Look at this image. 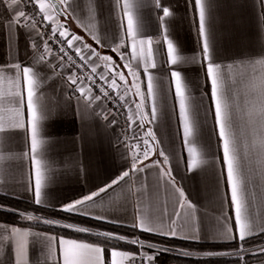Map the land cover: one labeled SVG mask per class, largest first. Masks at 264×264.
<instances>
[{
	"label": "crops",
	"instance_id": "0c3cea01",
	"mask_svg": "<svg viewBox=\"0 0 264 264\" xmlns=\"http://www.w3.org/2000/svg\"><path fill=\"white\" fill-rule=\"evenodd\" d=\"M68 2L73 4L75 11L69 8L67 16H61L47 0H43L45 10L52 17L50 23L59 31L66 29L67 39L75 34L82 37L84 44L95 48L99 57L92 56L91 62L100 67L110 82L115 75L116 84L111 85L133 106L131 114L138 128L142 123L138 108L143 116L149 114L147 122L151 119L145 61H148V72L158 86L163 77L164 92L157 98L158 116L147 126L154 133L155 140L145 135L147 128L140 127L131 140L130 150L122 147L117 126L104 103L95 100L96 96L87 85L67 67H59L61 61L43 50L42 37L26 21L20 27L11 22L12 9L17 5L11 0H3L0 2V127L7 131L0 133V193L34 201L35 168L31 162L30 141L26 132L18 127L21 123L27 126L26 82L22 72L18 76L16 70H8L9 65L19 64L21 70L33 67L34 100L49 109L47 119L43 121L41 171L45 187L42 205L60 208L84 194L98 191L127 170L129 177L100 193L95 204L90 202L92 215H106L109 220L123 221L118 224L124 225H130L134 218H144L156 232H168L170 227L174 228L176 238L232 241L238 228L230 197L225 198L228 192L226 170L214 121L210 84L201 65L202 43L198 36L199 17L193 6L194 0H160V8L156 7L155 0ZM204 3L214 59L221 65V88L234 120L231 131L238 146L239 179L245 188L243 220L251 225L250 236H253L264 232V163L261 162L264 157L258 146V138L264 132L260 125L261 108L264 107V0H204ZM165 6L172 13L163 21L167 33L160 20ZM19 7L22 8L20 4ZM129 16L138 28L134 54L133 40L127 35ZM165 34L182 55L193 60L180 66L187 85L192 126L188 143H184L175 87L169 84L170 66L164 63L167 53ZM148 37L152 38L150 59ZM34 41L39 50L32 46ZM78 43L74 42V45ZM83 52L88 55L87 50ZM124 52L128 54L127 60L121 59L120 54ZM41 55H44L43 61ZM105 56L112 57V60H104ZM152 61L156 68L150 66ZM129 63L131 67H125ZM121 72L124 81L119 79ZM70 75L77 79L76 85H70ZM78 86L83 87V96L76 91ZM137 87L145 94L143 104ZM145 139L151 144L147 159L142 156ZM161 151L168 156L167 163L159 155ZM25 152L29 155L25 156ZM138 155L143 162H137V168H144L143 172L131 168L133 158ZM154 161H160V164H154ZM177 211L180 217L175 216ZM172 219L176 220L175 225L171 224ZM0 225L3 226L0 227V237L8 234L5 228L13 227L30 233L59 236L31 226L3 221ZM33 238L28 237L29 264H37V259L39 264H57L61 259L59 247L53 244L50 254L47 249L41 252L39 246L32 247ZM112 250L108 253L105 250V264H110ZM115 250L135 254L129 250ZM0 259L4 264H15L14 251L2 240ZM116 259L118 264H132L127 256ZM251 264H264V259Z\"/></svg>",
	"mask_w": 264,
	"mask_h": 264
},
{
	"label": "snow or ice",
	"instance_id": "6c2138e0",
	"mask_svg": "<svg viewBox=\"0 0 264 264\" xmlns=\"http://www.w3.org/2000/svg\"><path fill=\"white\" fill-rule=\"evenodd\" d=\"M0 2H3V0H0ZM12 4H16L17 7L12 9L13 12V18L11 19L12 23H15L17 27H20L22 22H27L28 25L38 33V35L43 36L45 33H40L37 29V24L42 23L44 20L52 19L45 10V4L43 3V0H11ZM23 3L24 7H28L29 5L32 7L33 11L31 14L24 11L22 8L19 7V4ZM37 4L39 5V11L43 13V15L40 16L39 20H37ZM60 4L64 5V8L62 9L63 12L67 13V10L71 8L73 11H75V8L73 7V4L69 3L68 0H60ZM155 4L157 8L161 7L160 0H155ZM194 9L198 11V36L202 43V59H201V65L205 68V76L207 78V82L210 84V96L211 100L214 105V121L215 126L218 128V138L221 141L220 147L222 148L223 153V164L226 170V184L228 185V192L225 193V198L229 199L230 197V205L234 209V215H235V224L238 228V231L236 234L232 236V240H238L241 242V250H243V242L247 237L251 235V225L248 223H245L243 220V210H244V204H243V193L245 191V188L243 186V182L239 179V167H238V146L236 143V139L234 138V133L231 131L234 126V120L233 117L228 112V104L225 97V93L222 91L220 80H221V73L220 68L221 65L217 63L214 59V51H213V44L211 42V32L210 27L207 24V18H206V10H205V3L204 0H194ZM128 5L125 3V9H127ZM163 16L160 17V20L162 21L161 27L163 28V21L165 17H169L172 15L169 11V7L165 6L162 7ZM120 27L123 28V23L121 22ZM164 32L167 33V29L163 28ZM67 30L59 32V36L61 38L66 37ZM138 34V28L134 24V21L131 16H129L127 21V35L132 38L133 40V54L135 53V38ZM31 35V33H30ZM51 39L55 40L56 38V29H52L51 33ZM121 40L123 38L121 37ZM66 42L68 49L75 50L76 54L80 56L82 60H89L92 56L99 57V53L96 52L95 48L92 47L90 44H84L83 39L81 36L72 34L70 38L64 40H60L59 43L62 45L60 48V51L64 53L65 56H67V51L63 47V44ZM74 42H79L78 45H74ZM149 44L148 49V58L150 59L152 56V38L148 37L147 40ZM164 42L167 44V53H166V59L164 63L166 65H169V84H174L175 87V99L178 101L179 104V112H180V119L183 123L184 128V143H188V137L192 133V126L189 122V105L187 103V97H186V82L185 78L182 75V72L180 70V66L193 62L192 58L182 55L176 45L173 43L172 40L168 38V35H164ZM44 44V50L45 52L50 51L48 47L47 40L43 41ZM34 48L39 50V45L34 41L33 45ZM87 50L88 55L83 56L81 55L82 51ZM116 49H113L115 51ZM121 59H128V54L126 52L121 53ZM61 63L59 64V67L61 69L65 68L67 65L63 63L64 56L59 57ZM106 61H111L112 57L105 56L103 57ZM40 60H44V55L40 56ZM68 61L71 63H75L73 61L71 56H68ZM46 67V65H43ZM152 68H156L157 65L154 61L151 62L150 65ZM125 67H131L130 63L125 64ZM8 70H16L17 75H21L26 82V88H27V114H28V120H27V126L25 124L21 123L18 125L20 129H23L27 134V139L30 141V151H31V162L35 168V184H34V202L36 205H42L44 204L43 200V189L45 187L44 180L45 177L41 171V166L43 163L42 156L43 152L41 151L43 146V121L47 119V115L49 112V109L47 106L43 104H39L38 100H34V84L35 80L33 77V67H23L21 70V66L19 64H12L8 66ZM37 72L40 71V68L37 67ZM144 71L147 75V99L151 100V111H150V117L151 119L148 121L149 123L155 121L158 116V108H157V98L161 96V94L164 92L163 89V77L160 78L159 86L157 83L154 82L153 75L148 72V61H145V68ZM93 72H95V68H93ZM135 75V73H132ZM46 78V77H45ZM119 79L121 81L125 80L124 74L121 72L119 74ZM68 81L70 85H76L77 79L73 76H68ZM94 83V82H93ZM112 85L116 84V78L115 75H113L111 80ZM76 91H79L81 95L84 94L83 87L78 86L76 88ZM103 95L107 97L109 93L107 91H103ZM137 94L141 96V103H144L145 100V94L140 93L139 88L137 87ZM166 95V94H165ZM262 97H264V92H262ZM95 100H99L100 96L94 97ZM121 99H124L123 96H121ZM21 103H23V97H21ZM262 103H264V100H262ZM195 111V109H194ZM148 113H145L144 116L141 118L143 120H148ZM260 125L262 128H264V107L261 108V116H260ZM143 125L141 124L140 127ZM7 130L0 127V133H5ZM147 137H149L151 140H155V135L152 132V130L149 128L148 131L145 133ZM144 150L142 153L143 159H147L149 156V151L151 150V144L148 139H145L143 141ZM258 146L259 150L262 154V157H264V132H262L258 138ZM191 151V149H190ZM25 156H28L29 153L25 152ZM160 156L164 157V162L167 163L168 156L165 155L164 151H161L159 153ZM137 162L142 163L143 161L140 159V156H136L133 158V163L131 165V168L133 171H139L143 172L144 168H137ZM264 163V159L261 161ZM154 164H160V161H154ZM147 166V165H146ZM145 166V167H146ZM163 172V169H162ZM170 176V172L167 173ZM130 172L129 171H123V173L118 177V179H114L111 181L110 184L99 188L98 191H93L88 194H84L81 197L75 199L74 201L64 203L60 207V211L68 213V214H77L82 215L85 217H89L91 219L97 220V221H103L108 223H124L123 221L119 220H109V218L106 215H92V213L89 212L90 208V202L92 204H95V198L100 195V193H104L107 191V189L113 187V185H116L118 181L124 180L126 177H129ZM174 184V180L171 181ZM29 190H32L31 185H29ZM177 191H180L179 188H177ZM180 195L183 196V192L180 191ZM183 207V204L180 205ZM3 210V209H0ZM21 216H23V213H20ZM176 217H180V212H175ZM28 220H32L33 217L31 215H28L26 217ZM226 220L231 219L230 217H225ZM43 223L48 225L50 228L59 226L64 229H72L77 233H84L88 235H96L97 237H102V240H99L98 242H87L85 240H78L73 238H64L63 236H56V235H47L42 233H30L27 230L21 229V228H5V231L8 232L7 235H3L0 237V240H2L7 246H9L15 253V264H29V258H28V251H29V239L28 237L31 235L33 236V240L31 241L32 247L39 246V249L41 252H43L45 249L48 250L49 254L52 250V245L56 244L61 253V259L57 261V264H105V257L104 252L105 248L109 245L112 246V251L110 253L111 255V261L110 264H118L117 257H123L127 256L131 260L132 264H136V261L139 259L140 261L147 260L148 264H154L155 258L157 255H159L162 252H171L173 249L167 248V247H157L155 244L148 243L145 240L140 239L139 237L131 240H127L124 235H118L115 233H112L110 231H103L98 233H93L92 230L88 227H82V226H76L72 223H64L60 224L59 221L53 220V219H43ZM176 220L172 219L171 224L175 225ZM129 226L132 229H140L144 233H154L156 235L161 236H172L175 237L177 235L174 228H169L168 232H156V230L151 226L150 222H146L144 218H134ZM0 227H3L0 225ZM120 242L123 241L125 243H130L132 245H138L139 248H148V249H155L154 255H148L147 252H140L139 255L130 254L129 252H119L115 250V245L112 244V242ZM261 251L264 252V247L259 249H253V251ZM180 255L189 256L191 253L187 251H179ZM206 255L211 256L215 255L214 253H206ZM236 255H239V253H236ZM0 264H4V260L0 259ZM37 264H39V260L37 259Z\"/></svg>",
	"mask_w": 264,
	"mask_h": 264
},
{
	"label": "trees",
	"instance_id": "16d2710c",
	"mask_svg": "<svg viewBox=\"0 0 264 264\" xmlns=\"http://www.w3.org/2000/svg\"><path fill=\"white\" fill-rule=\"evenodd\" d=\"M143 128H147V120L142 121ZM0 221L41 228L57 235L67 236L89 242H98L102 237L96 235H88L77 233L72 229H64L59 226L49 227L43 223V219H53L64 223H72L76 226L88 227L93 233L110 231L118 235H124L127 240L139 237L148 243L156 246L167 247L173 249L171 252H162L156 256L157 264H251L264 259V252L248 251L253 247H258L264 244V232L247 237L243 242V250H241V242L238 240L224 242H205L196 240H187L176 237L161 236L154 233H144L139 229H132L129 226L118 223H108L97 221L89 217L77 214H68L60 211V208L49 207L44 205H36L34 201L0 193ZM23 213V216L20 215ZM29 213L38 218L28 220L24 214ZM117 249L129 250L137 252V245L125 243L123 241L115 242ZM112 249L109 245L105 248L106 253ZM146 249V248H144ZM148 249V248H147ZM151 251L154 249H150ZM179 251H187L191 253L189 256L180 255ZM206 253H214L215 255L208 256ZM239 253V255H236Z\"/></svg>",
	"mask_w": 264,
	"mask_h": 264
},
{
	"label": "built area",
	"instance_id": "2783aa9c",
	"mask_svg": "<svg viewBox=\"0 0 264 264\" xmlns=\"http://www.w3.org/2000/svg\"><path fill=\"white\" fill-rule=\"evenodd\" d=\"M24 11L31 14L33 9L29 5L28 7H24L23 3H20ZM39 5L37 4V20H39L40 16L43 15L42 12L39 10ZM37 29L40 33H45V35L42 37V47L44 50V44L43 41L47 40L48 47L50 49L51 55L56 56L58 59L61 56H64L63 63L66 64L67 69L71 71L73 74H75L80 82L83 84H86L87 87L92 91V93L95 96H100V99L107 111L110 114V117L115 122V124L118 126V129L120 130V134H122L121 143L123 145H127L128 141L131 139V135H133L134 131V123L131 119V111L128 108L126 102L124 99H121V96L119 95V92L112 87L111 82L107 75H105L100 67L98 65L93 64L91 60H82L80 56H78L73 49H68L66 42L63 44V47L67 51V56L64 55L60 51L61 44L59 43L60 40L66 41V37L61 38L59 36V30H57L49 20H44L42 23L37 24ZM52 29H56V38L55 40L51 39V33ZM81 55L86 56L85 53L82 51ZM68 56H71L73 61L75 63H71L68 61ZM60 60V59H59ZM93 68H95V72H93ZM94 82V83H93ZM107 91L109 95L105 97L103 95V92L101 91ZM138 246V245H137ZM139 248V246H138ZM142 252L141 248L137 252H135L134 255H139V253ZM136 264H148V261L145 259L143 261H140L139 259L136 261Z\"/></svg>",
	"mask_w": 264,
	"mask_h": 264
},
{
	"label": "rangeland",
	"instance_id": "374dc122",
	"mask_svg": "<svg viewBox=\"0 0 264 264\" xmlns=\"http://www.w3.org/2000/svg\"><path fill=\"white\" fill-rule=\"evenodd\" d=\"M109 78V77H108ZM109 80H110V78H109ZM118 91V90H117ZM119 92V95L120 96H123L124 97V100H125V102H126V104H127V106H128V108L130 109V111H131V109H132V111H133V106L132 105H129V101H128V99L120 92V91H118ZM132 111H131V113H132ZM109 113V112H108ZM132 115L133 114H131V119H132V121H133V123H134V131H133V135H131L132 137H131V139L128 141V143H127V145H123L122 143H121V139H123L122 138V134H120L121 132H120V130L118 129V126H117V129H118V133H119V136H120V144L122 145V147H124V148H126V149H128V150H130V147H131V140H132V138L133 137H135L136 136V134L138 133V131H139V129H140V127L138 128L137 127V124L134 122V118L132 117ZM111 118V117H110ZM112 119V118H111ZM142 124V123H141ZM143 125V124H142ZM143 128V126L141 127V129ZM142 131V130H141ZM28 215H31L32 217H33V219H35V218H38V217H36L35 215H32V214H29V213H26V214H24V217L26 218ZM157 247H161V246H157ZM262 247H264V244H262V245H260V246H258V247H253V248H251V249H249L248 251H251V252H253V249H259V248H262ZM141 251L142 252H147V254L148 255H154V253H155V249L154 250H150V249H141ZM154 263L155 264H157L156 263V258H155V261H154Z\"/></svg>",
	"mask_w": 264,
	"mask_h": 264
},
{
	"label": "water",
	"instance_id": "95a60500",
	"mask_svg": "<svg viewBox=\"0 0 264 264\" xmlns=\"http://www.w3.org/2000/svg\"><path fill=\"white\" fill-rule=\"evenodd\" d=\"M52 7L54 8V10L56 11L57 14L61 15V16H67L65 12L62 11L63 6L62 4H60V0H47ZM139 109V114L141 115V117H143L142 111L140 108ZM149 127H147V131H148Z\"/></svg>",
	"mask_w": 264,
	"mask_h": 264
}]
</instances>
